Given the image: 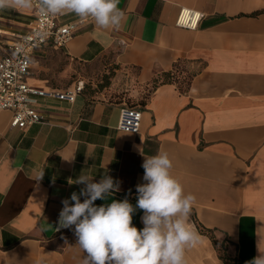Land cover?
<instances>
[{
    "label": "crops",
    "instance_id": "1",
    "mask_svg": "<svg viewBox=\"0 0 264 264\" xmlns=\"http://www.w3.org/2000/svg\"><path fill=\"white\" fill-rule=\"evenodd\" d=\"M118 29L57 15L75 26L61 48L34 54L30 86L66 90L75 63L116 66L143 114L139 134L119 129L124 101L83 92L74 104L41 99L42 123L11 127L0 112V264H81L74 226L56 232L62 200L109 175L135 207L144 156L167 152L172 175L195 195L189 224L202 243L187 264H247L264 251V0H119ZM181 8L200 27L176 26ZM35 21L33 10L0 11V57ZM176 82L164 81L175 66ZM188 79V85L185 83ZM84 82V81H83ZM44 172L41 180L36 177ZM83 201V197H81ZM136 209L133 225L144 227ZM203 230V231H202Z\"/></svg>",
    "mask_w": 264,
    "mask_h": 264
},
{
    "label": "clouds",
    "instance_id": "2",
    "mask_svg": "<svg viewBox=\"0 0 264 264\" xmlns=\"http://www.w3.org/2000/svg\"><path fill=\"white\" fill-rule=\"evenodd\" d=\"M118 5L119 0H0V11L36 9L45 17L75 14L80 20L91 18L98 28L118 29L123 20ZM141 166L144 183L136 186L135 207L127 198L96 205L119 191V182L109 175L94 182L84 171L74 182L84 187L62 200L58 222L64 228L74 226L77 245L86 253L81 264H187L186 251L201 245V236L189 224L196 197L185 194L172 175L167 152L144 156ZM136 209L143 211L142 229L132 223ZM257 251L247 264H264V251L258 245Z\"/></svg>",
    "mask_w": 264,
    "mask_h": 264
},
{
    "label": "built area",
    "instance_id": "3",
    "mask_svg": "<svg viewBox=\"0 0 264 264\" xmlns=\"http://www.w3.org/2000/svg\"><path fill=\"white\" fill-rule=\"evenodd\" d=\"M204 17L200 11L181 8L176 26L195 31L200 27ZM74 29V25L62 23L58 16H41L35 9L32 27L26 33L16 35V39L8 46V53L0 57V112L12 113L10 124L12 128L24 130L33 124L44 122L46 115L40 104L41 99L74 104L83 94L85 90L83 81L66 90L38 89L28 83L34 54L47 47H64L73 37ZM142 118V111L138 107L124 101L119 129L139 134ZM69 229L61 227L57 219L56 232L63 233Z\"/></svg>",
    "mask_w": 264,
    "mask_h": 264
},
{
    "label": "rangeland",
    "instance_id": "4",
    "mask_svg": "<svg viewBox=\"0 0 264 264\" xmlns=\"http://www.w3.org/2000/svg\"><path fill=\"white\" fill-rule=\"evenodd\" d=\"M73 78L67 80V83L72 84L78 80L84 81V93L94 99L110 98L116 101H127L131 103L129 86L131 83L128 80L126 73H121L117 79L118 72L116 66L101 65H83L75 63L73 66Z\"/></svg>",
    "mask_w": 264,
    "mask_h": 264
},
{
    "label": "trees",
    "instance_id": "5",
    "mask_svg": "<svg viewBox=\"0 0 264 264\" xmlns=\"http://www.w3.org/2000/svg\"><path fill=\"white\" fill-rule=\"evenodd\" d=\"M181 74V68L177 65L175 66L174 70L172 72H170L169 74H166V76L164 77V81L167 82H171L174 81L176 82L178 80V75ZM188 79L185 83H187L186 85H188ZM131 106H136L135 104H131ZM137 107V106H136ZM203 231V230H202Z\"/></svg>",
    "mask_w": 264,
    "mask_h": 264
}]
</instances>
